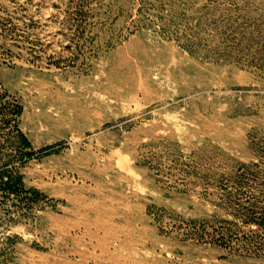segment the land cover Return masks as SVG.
Wrapping results in <instances>:
<instances>
[{
	"label": "rangeland",
	"instance_id": "rangeland-1",
	"mask_svg": "<svg viewBox=\"0 0 264 264\" xmlns=\"http://www.w3.org/2000/svg\"><path fill=\"white\" fill-rule=\"evenodd\" d=\"M67 263L264 264V0H0V264Z\"/></svg>",
	"mask_w": 264,
	"mask_h": 264
},
{
	"label": "bare ground",
	"instance_id": "bare-ground-1",
	"mask_svg": "<svg viewBox=\"0 0 264 264\" xmlns=\"http://www.w3.org/2000/svg\"><path fill=\"white\" fill-rule=\"evenodd\" d=\"M81 224V223H80ZM100 226V225H99ZM84 227V226H83ZM113 228V227H112ZM83 229V228H82ZM97 229V228H96ZM98 230V229H97ZM113 230V229H112ZM77 232V231H76ZM91 234V233H90ZM94 245V244H93ZM103 250H105V249H103ZM91 262V261H90ZM95 263V262H94ZM124 263H126V262H124ZM68 264V263H67ZM88 264V263H87Z\"/></svg>",
	"mask_w": 264,
	"mask_h": 264
}]
</instances>
